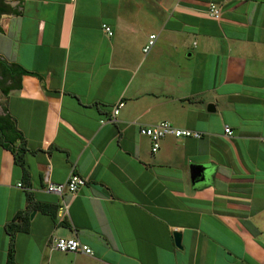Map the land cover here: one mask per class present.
<instances>
[{
    "label": "crops",
    "instance_id": "0c3cea01",
    "mask_svg": "<svg viewBox=\"0 0 264 264\" xmlns=\"http://www.w3.org/2000/svg\"><path fill=\"white\" fill-rule=\"evenodd\" d=\"M0 1V60L29 73L5 83L0 116L30 173L0 145V264L27 211L13 264H264V0H228L221 21L212 0ZM165 121L202 138L152 153L140 127ZM72 174L87 180L75 195L47 192ZM18 184L68 220L31 209ZM53 237L94 255L51 251Z\"/></svg>",
    "mask_w": 264,
    "mask_h": 264
},
{
    "label": "built area",
    "instance_id": "2783aa9c",
    "mask_svg": "<svg viewBox=\"0 0 264 264\" xmlns=\"http://www.w3.org/2000/svg\"><path fill=\"white\" fill-rule=\"evenodd\" d=\"M226 1L228 0H212L208 4L207 12L212 19L216 21L222 20L223 12H224V4ZM231 1L243 2L246 0H231ZM103 29L109 36L113 35L110 27L104 25ZM156 39H157L156 35H151L149 37L148 43L143 49L144 54H148L151 51L152 47L155 44ZM124 106H125L124 102H120L119 104L114 106L110 120H114L116 116L119 114L120 109L123 108ZM225 133L229 137L233 135V132L228 127L225 128ZM140 134L143 137H146L150 140L152 153H157L159 151L161 147V142L167 137H173L176 139L202 138V135L200 133L191 130L177 128L173 126L170 122H166V121L152 126H141ZM86 184H87L86 179L82 178L79 175L72 174L70 178L63 184L56 185V184L48 183L46 190L48 193L62 197L66 193L75 195L81 188L85 187ZM18 186L20 188L26 189L23 186V184H18ZM57 218L61 224L65 223L66 220H68L69 218L68 205L62 204L58 208ZM50 250L58 251L65 254H83L86 256L94 255L93 250L89 246L81 243L78 239H72V238L53 237L50 241Z\"/></svg>",
    "mask_w": 264,
    "mask_h": 264
},
{
    "label": "trees",
    "instance_id": "16d2710c",
    "mask_svg": "<svg viewBox=\"0 0 264 264\" xmlns=\"http://www.w3.org/2000/svg\"><path fill=\"white\" fill-rule=\"evenodd\" d=\"M0 1V19L1 16L6 12V8ZM1 31V28H0ZM29 73L22 69L18 65H10L6 61L0 60V92L3 96H7L8 92L5 90L4 86L7 81H15L16 79H20L23 75H28ZM20 85V83H19ZM0 106H2V102H0ZM0 145L6 149H9L15 158V163L23 170V180L24 182L29 181L30 173L25 164V154L27 149L25 147L23 135L17 130L14 121L10 116L6 115L5 117L0 116ZM26 187V191L29 197L30 208H39L47 215H51L56 218L57 208H53L52 206H37L31 197L30 188ZM64 224V223H63ZM8 232L11 237L10 242V251H9V263L13 264L14 258V240L15 236L18 233H29L30 231V221L29 214L27 212L18 213L16 217L12 220L11 223L7 225Z\"/></svg>",
    "mask_w": 264,
    "mask_h": 264
},
{
    "label": "water",
    "instance_id": "95a60500",
    "mask_svg": "<svg viewBox=\"0 0 264 264\" xmlns=\"http://www.w3.org/2000/svg\"><path fill=\"white\" fill-rule=\"evenodd\" d=\"M210 111H214L213 106L209 107ZM203 169L202 167H192V181L196 182L198 181V179H202L203 178ZM174 239H175V244L178 248H181V234L176 232L174 233Z\"/></svg>",
    "mask_w": 264,
    "mask_h": 264
},
{
    "label": "rangeland",
    "instance_id": "374dc122",
    "mask_svg": "<svg viewBox=\"0 0 264 264\" xmlns=\"http://www.w3.org/2000/svg\"><path fill=\"white\" fill-rule=\"evenodd\" d=\"M0 102H2V101H0Z\"/></svg>",
    "mask_w": 264,
    "mask_h": 264
}]
</instances>
